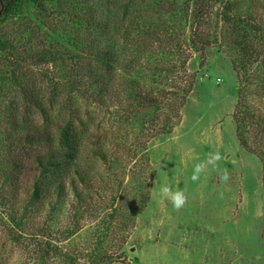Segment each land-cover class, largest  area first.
<instances>
[{"label": "rangeland", "instance_id": "1", "mask_svg": "<svg viewBox=\"0 0 264 264\" xmlns=\"http://www.w3.org/2000/svg\"><path fill=\"white\" fill-rule=\"evenodd\" d=\"M255 28L264 0H23L0 17V264H264L263 167L233 117L243 102L252 144L264 55L244 79L231 57L245 38L264 53ZM35 124L52 144L25 143ZM65 130L78 162L51 193L35 154ZM165 182L184 190L180 209Z\"/></svg>", "mask_w": 264, "mask_h": 264}, {"label": "trees", "instance_id": "2", "mask_svg": "<svg viewBox=\"0 0 264 264\" xmlns=\"http://www.w3.org/2000/svg\"><path fill=\"white\" fill-rule=\"evenodd\" d=\"M23 0H0V17L6 16L13 12L15 8L22 2ZM227 21H229V18H227ZM231 24H236V23H242L241 24V29L242 25L248 26V29L253 28V23L250 21L248 18H243L240 19L239 17L233 18L230 20ZM244 29V28H243ZM255 31H258L255 28ZM260 32V36H256L259 40H264V30L258 31ZM254 38L252 39H247L245 38L244 42L238 46V49L236 51V56L231 57V63L236 71L238 77L245 78L249 71L255 70L254 67V61L255 58L260 57L261 55H264V53L260 52V48L258 49L257 45L253 41ZM262 53V54H261ZM97 58L99 59V62L97 63L98 65L96 66L97 70L99 71L100 69H103L104 64L109 66L111 68V64L109 61V55L106 52L104 56L101 57V54H98ZM259 62L263 63L264 58H262ZM95 68V69H96ZM264 68V67H263ZM242 79V80H243ZM33 91V90H32ZM32 91L30 93H32ZM236 126H237V131H238V139L240 144L242 145L243 148L257 156V158L260 160L262 163L263 167V184H264V126H259L254 127V137L252 140V144L247 139L249 135V131L246 128V125L251 126V124H248L247 121L251 120L253 118L252 114L250 113L249 109L244 105L243 102H238L236 105V110L233 114ZM254 124V123H252ZM36 128L25 134V143L28 144H40L41 142H47V144H52L53 140L50 139V135L52 132L48 131V126H43V125H36ZM246 129V130H245ZM64 134L62 137L59 139L58 147L56 150L47 152L43 151V153L40 154L37 153L35 157V162L44 170H46L50 174V181L47 184H44L45 188L50 191L51 193H58L61 188L62 184H60L62 178L64 177V173L69 171L71 167H75L78 162V155H79V145L76 140L77 134L73 130L68 131L65 130ZM44 136V138L42 137ZM256 137V138H255ZM255 139V140H254ZM17 160V159H16ZM13 169H17L19 167V163L15 160ZM78 173V172H77ZM13 178L15 175L12 176ZM59 179L60 182L57 180ZM84 178L82 177V180ZM57 181V182H56ZM84 181H87L84 179ZM41 184V182H40ZM40 184L36 183L35 189L33 190L32 195L34 196L35 199L40 198L41 194L40 191L43 190V184L40 186ZM49 191L47 194H49ZM53 191V192H52ZM82 191H75V195L78 198L80 196ZM45 232V228H42L40 230V234H43ZM46 244L49 245V242L46 240ZM49 252V250H48ZM112 257L107 260L105 263H98L95 260H88L85 264H110L112 261Z\"/></svg>", "mask_w": 264, "mask_h": 264}, {"label": "clouds", "instance_id": "3", "mask_svg": "<svg viewBox=\"0 0 264 264\" xmlns=\"http://www.w3.org/2000/svg\"><path fill=\"white\" fill-rule=\"evenodd\" d=\"M221 159L219 154L211 155L206 162L197 163L193 166L190 179L197 181L201 178V174L205 172L208 165L216 166V162ZM224 180L228 179L227 173L223 176ZM159 194L173 205L174 208L180 209L187 202V197L184 190L177 184L175 189L169 183H162L159 186Z\"/></svg>", "mask_w": 264, "mask_h": 264}, {"label": "water", "instance_id": "4", "mask_svg": "<svg viewBox=\"0 0 264 264\" xmlns=\"http://www.w3.org/2000/svg\"><path fill=\"white\" fill-rule=\"evenodd\" d=\"M130 250H131V251L134 250V247H132Z\"/></svg>", "mask_w": 264, "mask_h": 264}]
</instances>
